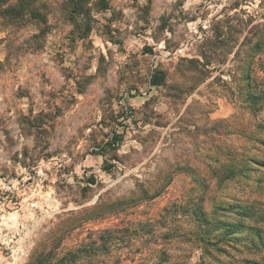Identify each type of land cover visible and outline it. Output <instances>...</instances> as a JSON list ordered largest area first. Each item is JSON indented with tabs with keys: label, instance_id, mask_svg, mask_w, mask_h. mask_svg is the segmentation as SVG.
Returning <instances> with one entry per match:
<instances>
[{
	"label": "rangeland",
	"instance_id": "374dc122",
	"mask_svg": "<svg viewBox=\"0 0 264 264\" xmlns=\"http://www.w3.org/2000/svg\"><path fill=\"white\" fill-rule=\"evenodd\" d=\"M25 2L20 19L0 14V264H264V168L211 174L229 155L264 160L249 138L264 139V106L241 92L264 87V47L250 50L264 0ZM101 194L131 200L64 229ZM196 207L216 231L241 225L212 255L193 242ZM112 228L120 240L98 250Z\"/></svg>",
	"mask_w": 264,
	"mask_h": 264
},
{
	"label": "trees",
	"instance_id": "16d2710c",
	"mask_svg": "<svg viewBox=\"0 0 264 264\" xmlns=\"http://www.w3.org/2000/svg\"><path fill=\"white\" fill-rule=\"evenodd\" d=\"M9 1V4L6 5L7 7H0V14L5 13L9 17L12 16L13 18H22L24 13L23 9L26 5L25 0H6ZM78 1V0H77ZM80 1V0H79ZM4 1L0 0V5L3 4ZM86 13L85 9L77 11V13ZM32 17L34 18H41V14L39 11L32 8L28 12ZM264 47V32H261V34H258V37L256 38L253 45L250 47V50L252 51V54H254L256 51L260 52ZM191 63H199V61L195 59H190ZM194 64V65H195ZM165 72L163 70H156L150 77V85L153 86H161L165 82ZM242 94L244 95V99L247 103L250 104V109L256 113L257 111H261V108L264 106V87L258 89L257 91H254L253 88L248 84L241 90ZM256 128L258 131L264 132V115L262 117H259V120L257 121ZM247 134V133H246ZM251 139H254L256 142H259L261 145L264 146V139L262 137H257L254 135H249ZM244 153V152H243ZM240 158L238 160L235 157L229 155L228 161L225 165L219 167V168H213L211 170L212 177L218 181L219 185H222L227 180L232 179H244V180H251L252 177L256 172L260 171V168H264V160L263 159H257L256 157L249 156L247 154H240ZM261 180V179H260ZM143 193L146 196L148 194L147 190L142 191V195L139 198H136L134 201H132L133 204H136L137 202L143 200ZM159 190H156L151 193V197H154L158 195ZM131 199L123 200V199H104L103 194L98 196L97 202L91 206V207H85L75 212V216L63 220L61 223L64 227V229H71L77 225H80L83 222L89 221L96 217H105L110 214H114L117 211H120L124 208V205H129V201ZM125 205V206H126ZM193 215V219L196 225L195 228V235L193 238V242L200 244V246L203 249V253L207 255H212L211 249L214 246H217L220 242H223L228 236L230 232H235L241 225L235 224L233 227H231L229 230H224V232L216 231L217 228H223V223L219 225L217 222L213 221V218L208 215L207 211L203 208H194L191 211ZM76 223H73L75 222ZM227 226V225H226ZM118 230V228H112V229H106L104 234L100 236L101 243L98 247V250H102L107 245L112 244L113 242H117L120 240L119 237H117L114 233ZM217 250H219L217 248ZM78 251H67V253H64L61 255V259H66L69 257V259H74L78 256ZM47 255H44L42 257V263H44L47 259ZM220 262V261H219ZM32 262L29 261L28 264H31ZM200 264H207L204 259L202 258L200 260Z\"/></svg>",
	"mask_w": 264,
	"mask_h": 264
}]
</instances>
